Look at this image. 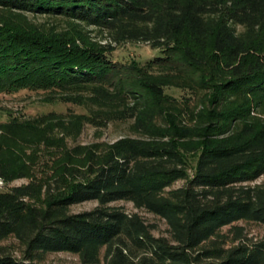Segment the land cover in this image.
Instances as JSON below:
<instances>
[{"label":"trees","instance_id":"1","mask_svg":"<svg viewBox=\"0 0 264 264\" xmlns=\"http://www.w3.org/2000/svg\"><path fill=\"white\" fill-rule=\"evenodd\" d=\"M0 8L67 19L109 37L101 44L81 32L1 21L0 94L62 93L76 103L64 93L87 90L96 109L133 118L130 100L164 95L162 83L141 68L208 89L219 106L195 131L173 123L155 135L143 125L150 141L122 139L91 176L69 183L45 206L32 203L33 185L0 191V243L14 237L25 248L20 260L0 245V264H39L56 252L96 264L104 247L110 264H134L138 251L145 254L140 264H264V243L215 245L235 222L264 224V191L247 185L264 175V122L258 128L252 117L264 115V0H0ZM126 43L158 53L144 66L134 61L136 68L123 69L113 50ZM138 85L145 91L137 93ZM191 138L195 147L186 143ZM181 180L185 186L167 192ZM121 200L165 219L173 243L155 237L139 215L108 206ZM87 201L99 206L69 212ZM118 242L123 247L115 249Z\"/></svg>","mask_w":264,"mask_h":264},{"label":"rangeland","instance_id":"2","mask_svg":"<svg viewBox=\"0 0 264 264\" xmlns=\"http://www.w3.org/2000/svg\"><path fill=\"white\" fill-rule=\"evenodd\" d=\"M11 20L55 31L81 32L83 36L101 44L109 43L106 31L86 27L67 19L41 16L29 13L11 12L0 8V22ZM80 29V30H79ZM158 53L149 45L126 43L115 46L113 58L124 68L144 66ZM134 61L138 65L134 64ZM135 70V69H133ZM143 75L151 76L162 83L164 95L145 94L138 100H130V113L133 118L113 119L109 111L96 109L85 97L91 95L87 90L76 93L67 91L64 95L74 96L76 103H66L62 93H46L44 91L23 90L13 94H0V191L9 192L18 186L33 185L36 196L33 204L45 206L47 200L61 192L74 180L82 181L91 176V169L122 139L148 138L145 128H154L155 135H160L169 124L179 123L190 127L193 131L203 128L207 117L219 106L208 89L195 90L177 79L170 72L156 71L146 73L137 68ZM136 71V70H135ZM130 76L125 70L122 78ZM148 80V78H145ZM132 81V80H131ZM137 83L136 81H134ZM136 92L145 89L138 85ZM70 93V94H69ZM79 100V101H78ZM87 102V103H86ZM121 114V113H119ZM114 114V115H119ZM146 114V124L142 118ZM79 115H84L80 117ZM120 116V115H119ZM153 117L154 126L151 123ZM259 127H262L264 115L253 113ZM173 124V125H174ZM146 128V129H147ZM198 139L191 138L186 143L195 147ZM186 185V180L176 182L167 192ZM249 187L264 191V175L247 183ZM99 206L97 201H87L70 207L71 214L90 212ZM109 207L120 209L128 214H137L150 227L157 238H165L173 243L170 227L165 219L143 208H137L133 202L121 200L110 203ZM215 245L225 249L240 243H264V224L239 221L224 227ZM7 252L22 260L24 246L14 237L0 243ZM213 244H208L211 247ZM115 249L122 248L120 242L114 244ZM127 254V252H124ZM134 264H140L145 255L140 251ZM129 255V254H127ZM39 264H88L79 254L56 252L43 255ZM96 264H110L107 247L100 250Z\"/></svg>","mask_w":264,"mask_h":264}]
</instances>
